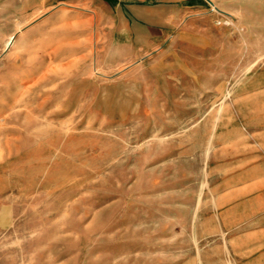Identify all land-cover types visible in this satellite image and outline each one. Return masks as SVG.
<instances>
[{
    "label": "rangeland",
    "instance_id": "rangeland-1",
    "mask_svg": "<svg viewBox=\"0 0 264 264\" xmlns=\"http://www.w3.org/2000/svg\"><path fill=\"white\" fill-rule=\"evenodd\" d=\"M187 2L133 50L105 10L0 9V264H240L205 109L264 69V0Z\"/></svg>",
    "mask_w": 264,
    "mask_h": 264
},
{
    "label": "crops",
    "instance_id": "crops-1",
    "mask_svg": "<svg viewBox=\"0 0 264 264\" xmlns=\"http://www.w3.org/2000/svg\"><path fill=\"white\" fill-rule=\"evenodd\" d=\"M144 1L0 0V9L12 6L36 19L63 4L105 10L115 15L114 22L119 21L112 27L115 37L125 40L121 46L133 50L156 46L181 21V0ZM193 1L188 0V8ZM238 81L230 103L205 109L206 117L216 113L207 141V185L213 210L220 212L219 225L226 235H235L240 264H264V69L246 73Z\"/></svg>",
    "mask_w": 264,
    "mask_h": 264
}]
</instances>
